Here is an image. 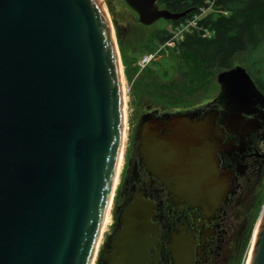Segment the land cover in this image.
I'll list each match as a JSON object with an SVG mask.
<instances>
[{
	"label": "water",
	"instance_id": "obj_1",
	"mask_svg": "<svg viewBox=\"0 0 264 264\" xmlns=\"http://www.w3.org/2000/svg\"><path fill=\"white\" fill-rule=\"evenodd\" d=\"M156 1L123 0L143 26L186 13ZM111 29L99 0H0V264H91L123 139ZM216 82L228 131L247 101L264 103L241 66ZM162 118L141 126L140 163L190 200L212 197L222 132L186 114ZM123 227L110 264L143 258L141 247L124 246L142 235ZM248 264H264V200Z\"/></svg>",
	"mask_w": 264,
	"mask_h": 264
},
{
	"label": "flooded vegetation",
	"instance_id": "obj_2",
	"mask_svg": "<svg viewBox=\"0 0 264 264\" xmlns=\"http://www.w3.org/2000/svg\"><path fill=\"white\" fill-rule=\"evenodd\" d=\"M220 92L215 81L200 91L196 101H188L180 109L170 113L152 109L137 117L111 228L95 264L111 263L112 243L124 223L142 235L139 240L130 237L128 241L127 236L124 246L141 247L144 254L139 260L120 257V264H217L232 245L230 235L239 228L236 221L242 218L249 223L264 190V103L247 101L238 114L241 123L228 131L223 123L227 119L221 117L226 103ZM168 114H186L190 123L212 122L222 132L215 165L220 188L212 197L190 200L140 163L137 149L141 126L147 121L156 124ZM245 198L247 202H243Z\"/></svg>",
	"mask_w": 264,
	"mask_h": 264
},
{
	"label": "rangeland",
	"instance_id": "obj_3",
	"mask_svg": "<svg viewBox=\"0 0 264 264\" xmlns=\"http://www.w3.org/2000/svg\"><path fill=\"white\" fill-rule=\"evenodd\" d=\"M100 2H102L110 21L114 44L118 52V62L121 67L125 90L126 130L122 142L119 174L108 210L107 225L99 240L93 264L96 263L98 252L111 228L112 213L117 202L119 184L130 153L131 135L137 117L141 114H149L155 108L159 109V112H164L165 107H161L160 102L156 100L157 98L162 97L161 100L178 103V107L175 109L180 108V105L186 104V102L188 105V101H196L200 91L215 83L217 74V72L212 71L197 73V66L193 60L177 49L175 44L173 46L164 45V43L158 44L153 39L152 34L155 30L167 31L171 27L170 21L157 20L150 25L143 26L138 23L136 15L125 5L123 0H102ZM158 8L160 7L158 6ZM208 12L211 11H205L200 15V18ZM133 37L138 38L135 49L130 48L131 45L135 44L133 43ZM120 43L126 63L123 62L121 57ZM144 54L145 56L148 55L147 57H150V55L152 57L140 68L139 63ZM238 60L233 62L232 67L242 66L238 64H241ZM188 89L190 90L188 91ZM170 110L172 111L173 108ZM263 200L264 190L262 200L255 208V213L249 223L247 219L244 221L242 218L236 221L239 228L230 235L233 247L230 245L228 249L224 250L218 258L217 264H247L250 242L256 229V219ZM245 201L247 202V198L243 202Z\"/></svg>",
	"mask_w": 264,
	"mask_h": 264
},
{
	"label": "trees",
	"instance_id": "obj_4",
	"mask_svg": "<svg viewBox=\"0 0 264 264\" xmlns=\"http://www.w3.org/2000/svg\"><path fill=\"white\" fill-rule=\"evenodd\" d=\"M211 2V12L202 16L197 22L201 29L208 32V36L185 34L175 44L177 49L193 60L197 66V73L202 71L218 73L228 70L232 68L233 62L239 59L241 64H238L243 66L256 89L264 94V0H212ZM156 5L157 8L160 7L158 9L172 13L186 12L183 17L170 21L171 27L197 13L198 8L206 7L204 0H157ZM152 35L158 44H163L169 37L165 30H155ZM137 41L138 38H134L135 44L130 46L131 49L136 48ZM121 48L120 43L121 57L126 63ZM161 99L163 98L156 100L160 102L161 107H165L166 113L173 112L178 107V103ZM182 107L183 105H180V108Z\"/></svg>",
	"mask_w": 264,
	"mask_h": 264
},
{
	"label": "built area",
	"instance_id": "obj_5",
	"mask_svg": "<svg viewBox=\"0 0 264 264\" xmlns=\"http://www.w3.org/2000/svg\"><path fill=\"white\" fill-rule=\"evenodd\" d=\"M212 0H204V4H206V7H200L198 8V12L188 16L187 18L181 20L178 22L175 26L170 27L167 30V33L169 34L168 40L164 42V45L173 46L178 41H180L185 34H198L201 37L208 36V32L205 29H201L199 25L197 24L198 20L200 19V15L204 13L205 11H211V2ZM148 55L142 56L139 66L142 68L152 57H147ZM144 64V65H143Z\"/></svg>",
	"mask_w": 264,
	"mask_h": 264
},
{
	"label": "bare ground",
	"instance_id": "obj_6",
	"mask_svg": "<svg viewBox=\"0 0 264 264\" xmlns=\"http://www.w3.org/2000/svg\"><path fill=\"white\" fill-rule=\"evenodd\" d=\"M99 1H102V0H99ZM104 8V6H103ZM112 29H111V34H112ZM113 37V36H112ZM116 53L118 55V52H117V49H116ZM119 73H120V77H121V90H122V98H123V113H124V126H123V137L125 136V130H126V122H125V111H124V106H125V100H124V87H123V81H122V75H121V67L119 66ZM122 142H123V139H122ZM121 151H122V148H121ZM121 156H122V153H120V156H119V159H118V164H117V167H116V172H115V176H114V179H113V183H112V190H111V196H110V200H109V204H108V207H107V210H106V213H105V216H104V220H103V223H102V227H101V230H100V233H99V237H98V241H97V245H96V248H95V251H94V255H93V258H92V261H91V264L94 263V260H95V256H96V253H97V249H98V245H99V240L102 236V234L104 233L105 231V228H106V225H107V215H108V210H109V206H110V202H111V198H112V195H113V191H114V188H115V185H116V182H117V176L119 174V167H120V164H121ZM109 226V225H108ZM254 235H255V232L253 233V236H252V239H251V242H250V247H249V254H248V260H247V264L249 262V258H250V252H251V248H252V243H253V240H254Z\"/></svg>",
	"mask_w": 264,
	"mask_h": 264
}]
</instances>
